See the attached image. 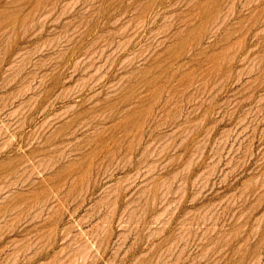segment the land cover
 <instances>
[{
  "label": "rangeland",
  "instance_id": "obj_1",
  "mask_svg": "<svg viewBox=\"0 0 264 264\" xmlns=\"http://www.w3.org/2000/svg\"><path fill=\"white\" fill-rule=\"evenodd\" d=\"M0 264H264V0H0Z\"/></svg>",
  "mask_w": 264,
  "mask_h": 264
}]
</instances>
